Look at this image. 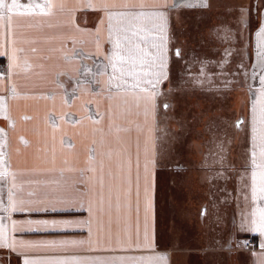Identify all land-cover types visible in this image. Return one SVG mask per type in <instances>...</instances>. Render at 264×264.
Masks as SVG:
<instances>
[{
  "label": "crops",
  "instance_id": "obj_1",
  "mask_svg": "<svg viewBox=\"0 0 264 264\" xmlns=\"http://www.w3.org/2000/svg\"><path fill=\"white\" fill-rule=\"evenodd\" d=\"M196 1L168 0L169 75L161 82V94L170 76L172 13L179 11V5L186 3L189 8ZM209 1L202 2L204 7L219 10L217 14L234 10L235 15L250 16L253 9L254 14L261 6L264 9V0H217L213 5ZM19 2L27 5L29 0ZM123 2L117 0L113 11H141L140 0H128L127 8L121 6ZM144 2L143 11L153 10V0ZM54 3L52 16L38 14L44 4L35 0L33 15H14L11 25L7 18L0 21V53H6L0 55V229L8 244L15 242V250L0 248V264H162L155 259L160 256L167 264H264V235L253 230L259 221L257 209H264V14L253 35L252 71L246 89L247 152L234 158L236 170L233 177L228 176V184H222V176L228 173L215 156L208 157L211 163L204 161V155L196 159L213 180L202 188L203 197L210 194L230 202L227 191H234L232 204L238 200L247 210L245 224L238 227L233 222L223 250L198 246L205 238L207 242L212 239L201 230H197L196 249L180 243L174 249L172 221L159 217L161 212L172 213L171 186L166 183L168 198H163L158 181L160 173L167 171L159 167L170 160L167 154L159 158V112L168 104L166 97H156L153 117L140 88L133 94L115 87L123 82H110L112 69L105 68L115 39L109 34L107 16L88 8L86 0H64L65 11H61L60 0ZM68 9H75L71 17ZM144 24L150 27L147 21ZM160 35L142 32L135 42L155 54L152 44L159 43ZM13 48L17 49L16 67L12 66ZM144 70L151 71L147 66ZM123 80L124 87L134 83L131 77ZM141 87L152 90L143 82ZM181 164L172 171L189 169L188 163ZM146 188L151 195L150 211H146ZM146 217L151 247L143 239Z\"/></svg>",
  "mask_w": 264,
  "mask_h": 264
},
{
  "label": "rangeland",
  "instance_id": "obj_2",
  "mask_svg": "<svg viewBox=\"0 0 264 264\" xmlns=\"http://www.w3.org/2000/svg\"><path fill=\"white\" fill-rule=\"evenodd\" d=\"M203 1L197 0L189 8L181 4L171 16L170 76L167 90L161 94L170 107L160 108L158 135L159 158L167 154L170 160L159 167L167 171L160 173L158 181L163 198H168L166 183L171 186L172 213L161 212L159 217L172 221L174 249L178 243L196 249L193 246L200 241L197 230H201L212 239L207 242L205 238L198 246L223 250L227 230L233 222L238 227L245 224L247 210L238 200L232 204L236 193L231 190L227 191L230 202L210 194L203 197L202 188L213 180L196 159L204 155V161L211 163L208 157L215 156L228 173L222 176V184H228V176L233 177L236 170L234 158L247 152L246 89L252 71L253 35L261 27L264 9L261 6L255 14L253 9L250 16L225 9L217 14L219 10L205 8ZM261 37L264 40V30ZM177 50L180 56L174 54ZM181 163H188L189 169L173 172L172 167ZM165 226L169 228L163 223Z\"/></svg>",
  "mask_w": 264,
  "mask_h": 264
},
{
  "label": "snow or ice",
  "instance_id": "obj_3",
  "mask_svg": "<svg viewBox=\"0 0 264 264\" xmlns=\"http://www.w3.org/2000/svg\"><path fill=\"white\" fill-rule=\"evenodd\" d=\"M35 0H29L27 5H23L19 0H11L9 3L8 0H0V21H4L6 18L11 25L12 18L14 15L20 16H31L33 15V5ZM77 3H80V0H77ZM88 8H94L96 10L102 11L109 20V34L114 36V51L111 57H106L108 59V65L112 69L111 81L117 79L121 80L123 83L115 84V87L123 88L124 91H133L137 88H140L141 92H145L146 101L151 104L152 115L155 117L156 109V97L161 94V82L166 81L168 78V57L166 55L167 47V32L169 29L170 17L168 15L167 9L169 8L168 0H153V10L143 11L145 8L144 0H140L139 8L141 11H123V12H114L113 9L116 8L117 0H86ZM43 7H40L38 4L36 7H40V12L44 16H52L53 9L56 7L54 0H43ZM124 8L128 7V0H124L121 5ZM175 7V6H173ZM61 11H65L64 0H60ZM23 9V11H21ZM69 16L75 11V9H68ZM112 21H116L115 25L112 24ZM144 21L148 22L150 27L144 24ZM31 26V25H29ZM146 31H156L161 35L159 37V43H153L152 47L156 49L155 54L149 53L140 47L139 43L135 42V38L140 36L142 32ZM15 33H13L14 35ZM13 44L16 43V40L13 39ZM19 51H23L20 49ZM35 51V49H32ZM121 53H124L123 55ZM6 53H0L4 55ZM176 56H180L179 50L174 53ZM150 57V59H149ZM12 66H17V49L13 48L12 51ZM27 64V61H25ZM145 66L151 71H145ZM119 73V77H117ZM131 77L134 83L124 87L126 81L123 78ZM142 77L147 78L143 79ZM150 77V78H148ZM99 82V81H97ZM146 83L150 85L151 91H146L141 87V83ZM264 84V80L261 81ZM63 87V85H59ZM15 94V89H13ZM264 95V91H262ZM139 97L137 101L139 102ZM165 108L170 107V105H165ZM221 151H223V146L221 145ZM262 155H264V148H262ZM90 162H94V156L89 157ZM93 170L94 169H90ZM145 171H148L147 165H145ZM262 179H264V171L261 173ZM255 178V174L253 176ZM0 179H3V174H0ZM264 191V188L261 189ZM146 193V211H150L152 207L151 195L149 189H145ZM257 212L259 213V221L255 223L253 230L258 231L264 235V209L258 208ZM15 228V225H13ZM143 239L146 247H151V240L149 237V225L147 217L145 219L144 234ZM77 243V242H73ZM83 243V242H78ZM15 242L8 244L2 229H0V248L9 247L12 250H15ZM138 246V245H137ZM151 260L152 258H148ZM157 261L162 262V264H167L165 257L160 256L155 258ZM25 264H33V262H25ZM49 264H106L105 261H55L49 262Z\"/></svg>",
  "mask_w": 264,
  "mask_h": 264
},
{
  "label": "built area",
  "instance_id": "obj_4",
  "mask_svg": "<svg viewBox=\"0 0 264 264\" xmlns=\"http://www.w3.org/2000/svg\"><path fill=\"white\" fill-rule=\"evenodd\" d=\"M250 245H247V247H249Z\"/></svg>",
  "mask_w": 264,
  "mask_h": 264
}]
</instances>
